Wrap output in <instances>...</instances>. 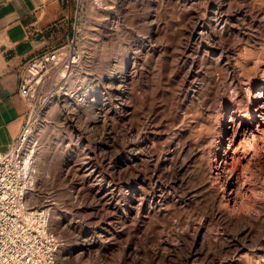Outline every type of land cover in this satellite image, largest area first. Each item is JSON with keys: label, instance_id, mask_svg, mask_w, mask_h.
Returning a JSON list of instances; mask_svg holds the SVG:
<instances>
[{"label": "rangeland", "instance_id": "1", "mask_svg": "<svg viewBox=\"0 0 264 264\" xmlns=\"http://www.w3.org/2000/svg\"><path fill=\"white\" fill-rule=\"evenodd\" d=\"M221 1L77 0L75 51L68 52L66 43L35 63L43 78L31 75L39 84L20 133L36 150L35 205L54 207L56 264H152L151 253L181 259L195 252L233 264L241 230L251 229L255 239L260 235L264 116L253 120V137L241 131L228 157L239 155L226 167L222 160L233 136L227 124L233 112L245 122L252 116L238 89L246 93L259 81L257 93L264 94V16L255 13L264 9V0ZM222 53L237 66L233 86L227 78L231 68L218 65ZM125 65L128 83L121 73ZM225 111L229 132L222 140ZM71 117L81 119V131L70 127ZM183 139L210 162L205 174L185 157V168H192L185 169V188L177 190V209L164 206L155 214L139 201L130 209L131 194L121 184L149 187L155 168L169 151L183 148ZM46 149L56 156L43 169ZM161 175L163 199L171 191ZM240 256L242 264H264L260 251L245 249Z\"/></svg>", "mask_w": 264, "mask_h": 264}, {"label": "bare ground", "instance_id": "2", "mask_svg": "<svg viewBox=\"0 0 264 264\" xmlns=\"http://www.w3.org/2000/svg\"><path fill=\"white\" fill-rule=\"evenodd\" d=\"M188 1L191 2V1H194V0H188ZM222 1L224 3L225 0H222ZM261 6H263V5H261ZM221 8L223 9L224 7L221 6ZM255 8L256 7H254L253 9L255 10ZM255 13H256L257 16H260V15L264 16L263 15L264 14V9L260 8ZM221 14H220V17H218V19H217V22L219 24H221L223 22V16H222L223 14L222 15ZM261 19L263 20L264 17L261 18ZM259 20H260V18H259ZM255 24H256V22H255ZM263 24H264V22H263ZM198 25H200V24H198ZM74 29H75V35L73 36L74 39L73 38H72L73 40L71 39V44L69 46L68 52L75 51V46H76L77 39H78V22H77V20L74 23ZM259 33H260V31H259ZM255 37H257V36H255ZM247 41H248V39H247ZM220 52H222V51H220ZM223 52H224V50H223ZM228 55H229V53H228ZM231 59L229 57H226L224 55V53H222V55L218 59V65L219 66L223 65L224 67H228V68L230 67L231 68L232 72H231L230 75H228L227 78L231 82V84H232L231 86H233V85H235L237 83L236 82L237 81V79H236L237 78L236 77L237 74H236V69H235V67H237V66L234 67L233 60H231ZM70 63H72V62H70ZM36 66L38 67V65H31L29 67V69H28V72H27L28 76L30 78H32V79H34L33 77H37L39 75V70H38V68ZM60 67H62V66H60ZM126 67H127V65H125V68L123 66V69L121 70V73L123 75V80H126L124 82L128 83V81H130V75H129L130 72L128 71V69H126ZM223 74L224 73H222V75ZM259 83H260L259 81L252 83L246 93L243 92L241 88L238 89L239 90V94H240V98L242 99L241 100L242 103H248L246 111H250L252 113V116H251L249 122H245V119H243L244 116H241V115L238 116V115H236L235 112H233V116L231 117V119L227 121V117L225 115V113H227L226 111H228L227 109L221 116L220 123L222 125V131H221L220 136H219L220 139L223 140V137L225 135H227L228 132H229L228 127L225 124L226 121H227V124H230L231 128L234 129L233 130V136H232V138L230 140V143H229V146H228V148L226 150V154L224 155L223 160H222V166L224 165V167H226V165H228V161L229 160L235 159L239 155V154L235 153V154H233V157H231V158L228 157L229 151L232 150L235 147V144H236L237 140L241 136V134H242L241 131L243 130V128H245L243 130V132H245V133L246 132H248V133L250 132L251 137H253L254 133H255V131L253 130V127H252L253 126V122H254L253 120H258L259 119V113H260V115L264 116V107L261 106L262 102L264 101V94H263V96H261L260 94L258 95V93H257V91H258V89L260 87ZM261 84H262V86H261L260 89H262L264 91V81ZM183 85L185 86V80L183 81ZM219 85H220V82H219ZM236 86H239V85L237 84ZM215 99H217V98H215ZM56 100L53 101V102L57 103V104H59L61 102L59 100H57V101ZM82 109L85 111L86 110V106L84 105L82 107ZM234 109H236V108H234ZM67 114H68V112H67ZM239 120H240V122L238 123ZM68 123L70 124L71 128L77 129L78 131L82 130V121H81V119L79 117L78 118L77 117H74V118L71 117L69 119ZM67 127H69V126H67ZM260 127H262V126H260ZM26 136L27 135H25V134L23 135V133H20L18 135V139L19 138L21 139L20 143L23 146V148L25 146V143L28 141L26 139L27 138ZM183 141H184L183 148L181 150H179L177 147H175V149L173 151H171V152L169 151V154L167 155V157L165 156L166 159H165L164 163L161 165V167H159V168L156 167L155 170L153 171L152 176H150V179H151L150 180V185H151V182H153V180L155 179L156 181H155L154 187H151L150 185L148 187L145 184L144 186H146V187H143V188L140 187V188H138V190H133L130 186H127L126 183L121 184L120 188L126 186L125 188L128 189V193L131 194L130 199H129V203H128V207L130 209H134L133 204L136 203L137 201L142 202L143 205H150L149 206V209H150L149 211L152 212V213H155V214H158L159 211H161L160 209L162 207H164V206L172 205V206H176V209H177L178 208L177 207L178 206L177 202H178V200H181V198H182V197L177 195V194H179V192H177V190H179L180 188H185V169L189 170L190 168H192L191 166L188 167L187 165H186L187 168H185V161H186L185 157L189 159L191 165H193V164L195 165L197 163L196 165H197L198 171L202 172V174H205L206 167L209 166L210 162H205V160H204L205 156H204L203 151L201 149H199L197 146L192 145L190 142H189L190 144H185V139H183ZM173 142H175V141H173ZM32 144H33V141L29 140L28 143H27L28 147L24 151H25L26 160L31 161L33 163L32 160L34 159V156L36 154V150L35 149H31L32 148L31 147ZM173 145L174 144L170 145V150H171V148L174 147ZM220 151H221V149H220ZM218 155H219V152H218ZM53 156H56V153H55L54 150L46 149L43 152V154L41 156V159H40V163H39V164H41L43 169H46V168L49 167V164H50L51 159L53 158ZM128 165H129V162L126 163V166H128ZM128 168L129 167H127L126 169H128ZM216 171H218V173L216 175L219 176L220 175V171H221V166L218 169H216ZM160 175L162 177L168 178L170 180V186H168V187H169L171 192L168 193L163 199H162L161 195H159L161 190L158 189L159 186L157 185L158 181L161 179ZM177 178H180V179L177 180ZM228 185H231V183H229ZM182 192L183 193H181L182 194L181 196H185V191H182ZM36 194H39V193H37V191H35V192H33L30 195V199L32 201L30 203V207L33 208V209L46 207L45 203H44V206L43 205H39L40 207L36 206L39 203L38 202V200H39L38 198H40V195L36 196ZM35 197H37V198L35 199ZM176 198H178V199H176ZM33 199H35V201ZM34 205L36 207H33ZM53 209H54V207H52V210H51L52 211V221H53V214H54ZM253 234L254 233L252 232L251 229H245L243 231L241 230V232L238 234V237H237L238 240L235 239V245L233 244L234 245V249L232 248L233 245L231 247L233 249L231 251V253L234 254V261L232 262L233 264H242L243 263V260L241 259V256H240V253H241V251H243L245 249H247L248 251H254V250L256 251L257 250V251L262 252V254L264 255V222H263L262 229L260 231V235L255 239ZM239 240H241L243 242V245L238 244ZM82 249L83 248H80V250H82ZM163 261H166V263H168V264H217L216 261H214V260L202 258L201 254L199 252L192 253L189 257L181 258V259L180 258H176L175 259L172 255H169V254L151 253L150 262L152 264H161V263H163Z\"/></svg>", "mask_w": 264, "mask_h": 264}, {"label": "crops", "instance_id": "3", "mask_svg": "<svg viewBox=\"0 0 264 264\" xmlns=\"http://www.w3.org/2000/svg\"><path fill=\"white\" fill-rule=\"evenodd\" d=\"M76 0H0V152L15 142L27 118L20 85L29 65L75 34Z\"/></svg>", "mask_w": 264, "mask_h": 264}, {"label": "built area", "instance_id": "4", "mask_svg": "<svg viewBox=\"0 0 264 264\" xmlns=\"http://www.w3.org/2000/svg\"><path fill=\"white\" fill-rule=\"evenodd\" d=\"M70 44L71 41L66 47ZM56 50L47 52L29 67ZM29 67L20 85V97L26 106L34 103L35 87L39 84L28 76ZM42 78L40 74L39 81ZM20 142L17 138L6 152H0V264H56L58 237L51 228L52 204L30 207L38 173L34 163L26 160Z\"/></svg>", "mask_w": 264, "mask_h": 264}]
</instances>
